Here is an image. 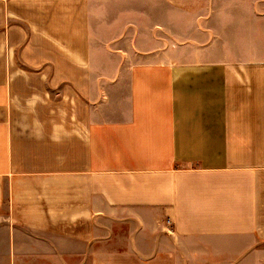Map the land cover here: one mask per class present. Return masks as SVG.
<instances>
[{
    "label": "crops",
    "instance_id": "crops-1",
    "mask_svg": "<svg viewBox=\"0 0 264 264\" xmlns=\"http://www.w3.org/2000/svg\"><path fill=\"white\" fill-rule=\"evenodd\" d=\"M0 264H264V0H0Z\"/></svg>",
    "mask_w": 264,
    "mask_h": 264
},
{
    "label": "rangeland",
    "instance_id": "rangeland-1",
    "mask_svg": "<svg viewBox=\"0 0 264 264\" xmlns=\"http://www.w3.org/2000/svg\"><path fill=\"white\" fill-rule=\"evenodd\" d=\"M61 82L41 80L19 81L13 108H73L72 88L62 89Z\"/></svg>",
    "mask_w": 264,
    "mask_h": 264
}]
</instances>
